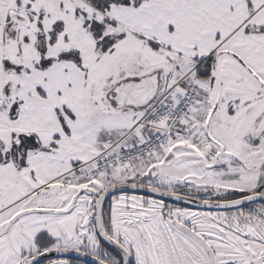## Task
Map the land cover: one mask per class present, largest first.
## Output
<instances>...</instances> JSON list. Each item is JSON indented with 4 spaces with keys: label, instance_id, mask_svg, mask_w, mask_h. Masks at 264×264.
Wrapping results in <instances>:
<instances>
[{
    "label": "snow or ice",
    "instance_id": "snow-or-ice-1",
    "mask_svg": "<svg viewBox=\"0 0 264 264\" xmlns=\"http://www.w3.org/2000/svg\"><path fill=\"white\" fill-rule=\"evenodd\" d=\"M0 264H264V0H0Z\"/></svg>",
    "mask_w": 264,
    "mask_h": 264
}]
</instances>
